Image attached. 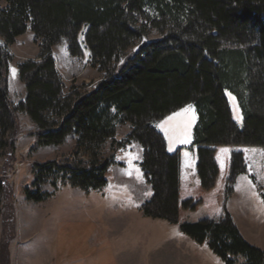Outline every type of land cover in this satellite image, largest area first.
<instances>
[{
    "label": "trees",
    "instance_id": "obj_1",
    "mask_svg": "<svg viewBox=\"0 0 264 264\" xmlns=\"http://www.w3.org/2000/svg\"><path fill=\"white\" fill-rule=\"evenodd\" d=\"M83 27L91 65L105 77L86 94L67 95L51 48L66 41L69 54L81 56ZM28 28L38 54L18 65L25 97L17 105L9 97V55L0 43V155L14 147L17 112H23L36 126L32 147L57 146L73 135L91 157L38 164L35 190L26 198L51 196L38 187L50 174L54 189L55 175L60 185L103 187L111 160L98 154L117 125L128 123L123 143L142 146L141 166L152 187L143 214L177 223L183 211L180 230L225 264H264V252L240 235L225 206L235 178L246 171L234 147H264V0H0V39L13 44ZM152 31L158 39L143 41L113 68ZM226 93L240 108L241 128ZM188 103L197 112L193 141L169 154L153 122ZM5 199L10 202L2 212ZM12 203V182L0 177L5 218L13 217Z\"/></svg>",
    "mask_w": 264,
    "mask_h": 264
},
{
    "label": "rangeland",
    "instance_id": "obj_2",
    "mask_svg": "<svg viewBox=\"0 0 264 264\" xmlns=\"http://www.w3.org/2000/svg\"><path fill=\"white\" fill-rule=\"evenodd\" d=\"M85 29L78 35L81 56H71L66 41L51 48L67 95L86 94L105 77L91 65L82 41ZM158 38L152 31L135 41L113 68L143 41ZM0 43L9 55V97L17 105L25 97L18 65L36 59L37 42L28 28L13 44L6 45L1 39ZM226 97L232 119L241 128L243 117L236 99L230 93ZM17 117L21 128L14 147L0 155V177L12 182L13 197L12 219L0 214V264H225L206 243L198 244L180 230V223L187 217L183 211L177 223L143 214L142 206L151 198L152 187L141 166L142 146L136 141L123 143L128 123L117 125L113 140L105 141L98 154L99 159L111 160L103 187L85 191L70 184L60 185L55 175L58 185L54 189V175L50 174L38 187L51 196L40 202L27 199L26 191L35 190L32 183L38 164L67 158L89 162L91 151L77 147L73 135L57 146L32 147L36 126L23 112H17ZM169 117L174 118L169 121ZM196 123L195 106L188 103L154 121L153 127L162 135L167 153L173 154L179 147L191 145ZM234 150L242 152L246 171L235 178L225 206L240 235L264 252V147L236 146ZM9 202L3 201L2 212Z\"/></svg>",
    "mask_w": 264,
    "mask_h": 264
},
{
    "label": "snow or ice",
    "instance_id": "obj_3",
    "mask_svg": "<svg viewBox=\"0 0 264 264\" xmlns=\"http://www.w3.org/2000/svg\"><path fill=\"white\" fill-rule=\"evenodd\" d=\"M233 99H234V98H233ZM190 108H191V106H189V108H186L184 111L187 112V111H189ZM181 114H182V113H176L175 115H176V116H179V115H181ZM173 118H174V117H169L168 120L170 121V120H172Z\"/></svg>",
    "mask_w": 264,
    "mask_h": 264
}]
</instances>
